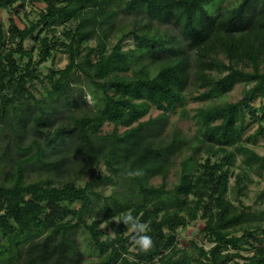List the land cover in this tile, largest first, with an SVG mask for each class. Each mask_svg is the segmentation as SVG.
<instances>
[{"label": "trees", "instance_id": "obj_1", "mask_svg": "<svg viewBox=\"0 0 264 264\" xmlns=\"http://www.w3.org/2000/svg\"><path fill=\"white\" fill-rule=\"evenodd\" d=\"M222 3L0 0V137L15 164L0 182V264H83L80 230L99 254L90 264H264V209L242 201L253 176L264 181V0ZM38 5L21 28L15 18ZM58 53L67 65L43 79ZM76 74L91 113L79 111ZM238 85L242 97L224 100ZM28 165L67 179L27 182ZM100 165L108 175L78 184ZM256 199L264 205V188ZM193 223L209 248L179 246L177 231Z\"/></svg>", "mask_w": 264, "mask_h": 264}, {"label": "rangeland", "instance_id": "obj_2", "mask_svg": "<svg viewBox=\"0 0 264 264\" xmlns=\"http://www.w3.org/2000/svg\"><path fill=\"white\" fill-rule=\"evenodd\" d=\"M235 0H223V5H228L233 3ZM43 8V5H38L36 7H32L30 10H27L26 15L27 17H25V14H21L20 16H18L17 18H15V21L17 22V24L23 28V24L26 23V20H34L37 17V13L39 10H41ZM8 19L7 13L3 12L2 13V20L3 22L6 24ZM133 21H135L132 17L129 18H125V17H120L118 19V24H126L128 28H130L133 25ZM116 35V34H115ZM117 41L116 36L111 38L110 43L111 44H115ZM34 45V42L32 40H27L25 43V48L27 50H30ZM91 46L95 45V42H91L90 43ZM124 47L126 48H133L134 47V42L132 39H127L124 43ZM36 52H35V57H36ZM37 58V57H36ZM24 62L26 61H20L19 63L21 65H24ZM68 63V59L67 56L63 53H58L54 60L49 59L47 62L43 63L40 67H39V71L42 74L43 79L45 78V76L49 75V72L51 69H63ZM73 85L74 88L76 90H74L73 94L76 96V98L79 101V111H81L82 113H91V108L93 107V99H92V95H90V90H89V86L87 85V83H85L83 81V79L79 78V76L76 74L73 77ZM35 89H33L35 96L40 97L41 93H43L45 90L43 89V86H48L47 85V81H44V83L39 82L35 84ZM245 86L244 85H238L234 88V90L229 93L227 96L224 97V100L226 101H232L235 102L237 100H239L242 97L243 91L245 90ZM197 106V104L192 103L189 105L190 108H193ZM152 116H156L157 112L153 111L151 113ZM171 125L175 126L177 128H181L183 129L185 132H189L191 131V125L189 123H186L182 120H179L177 115H172L171 117ZM257 124H254L250 131L249 134L253 133L254 130L256 129ZM111 127H105L104 131H110ZM7 136H2L0 137V182H4L7 181V179L9 178L8 176V170H10V168H13L15 166V164L12 161H8V160H4L2 158V146L5 145V138ZM256 151L260 154V155H264V142L263 141H259V144L255 147ZM13 154V153H12ZM178 165H176L172 171L171 174L169 176V180H168V185L172 186V184L177 182L178 179ZM92 174L94 176H98L100 174L102 175H108L105 167L103 165H100L97 168H93V171L91 174H88L83 180H78V184L80 185H84L85 182H88L92 179ZM74 177V176H73ZM54 179V180H66L67 177L65 178H57L55 176H53V174H51L50 172H48L46 169L38 166V165H28L26 167V181L27 182H34V181H38V180H43V179ZM75 179V177H74ZM253 179L255 180L254 184L249 185V195L247 198L242 199L243 203L246 206L251 207V211L252 212H260V210L264 209V205L260 204V203H256L257 199L256 196L257 194L264 188V181H260V178L258 177H254ZM153 184L158 186L161 184V179L157 178L155 180H153ZM100 188H104V193L105 195H110L113 191V186L111 185H103ZM118 190H121L120 188ZM100 219V216H97L96 218H94V220ZM101 228H107V225L105 223H102L100 225ZM201 224L200 223H193L188 225L186 228L184 229H179L176 233L177 238L179 240V246L181 247H188L189 243L192 241H195L198 243L199 246H205L206 248H209L210 245L207 244V242L204 239V235L201 233ZM240 235V233H239ZM31 237V238H30ZM39 236H37L36 234H31L27 239L32 240V239H37ZM73 237H75L80 246H81V250L84 252L85 255V260L83 264H90L93 261H97L99 254L98 252L91 246L89 245V239H88V235L83 231H77L75 233H73ZM231 264V263H228Z\"/></svg>", "mask_w": 264, "mask_h": 264}]
</instances>
